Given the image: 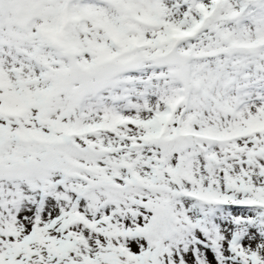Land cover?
Returning <instances> with one entry per match:
<instances>
[{
	"label": "snow or ice",
	"instance_id": "1",
	"mask_svg": "<svg viewBox=\"0 0 264 264\" xmlns=\"http://www.w3.org/2000/svg\"><path fill=\"white\" fill-rule=\"evenodd\" d=\"M0 264H264V0H0Z\"/></svg>",
	"mask_w": 264,
	"mask_h": 264
}]
</instances>
